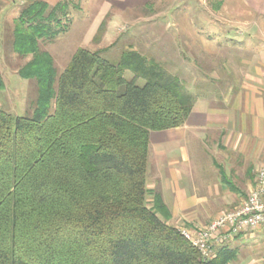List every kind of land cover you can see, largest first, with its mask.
Segmentation results:
<instances>
[{
	"label": "trees",
	"instance_id": "trees-1",
	"mask_svg": "<svg viewBox=\"0 0 264 264\" xmlns=\"http://www.w3.org/2000/svg\"><path fill=\"white\" fill-rule=\"evenodd\" d=\"M58 6L31 0L15 29L37 98L30 116L0 108V264H226L231 250L203 260L156 214L170 217L161 195L145 202L149 133L181 125L193 96L136 50L78 47L57 77L38 38Z\"/></svg>",
	"mask_w": 264,
	"mask_h": 264
},
{
	"label": "rangeland",
	"instance_id": "rangeland-1",
	"mask_svg": "<svg viewBox=\"0 0 264 264\" xmlns=\"http://www.w3.org/2000/svg\"><path fill=\"white\" fill-rule=\"evenodd\" d=\"M30 1L0 0V108L14 116H30L37 98L36 80L20 74V69L31 61L32 53L21 54L14 46L15 29L18 27L20 34L28 31L27 25L33 24L19 21L22 8ZM60 4L55 9V16L44 22L50 34L45 39L38 38V51L50 53L57 77L78 47L98 50L112 63L118 61L122 52L136 50L179 78L187 94L193 96L190 111L196 99L230 93L235 87L232 74L238 64L263 48L256 44V36H262V30H250L255 37L253 42L240 32L242 25L250 22L259 24L262 29L260 23L264 24V14L251 11V4L244 0H60ZM54 29L59 32L52 34ZM130 76V72H125L126 78ZM181 125L149 133L145 202L152 207L155 195L159 194L169 211V208L174 209V196L179 197L183 207L189 206L192 197L201 198V206H191L199 208L196 218L204 219L199 224L165 220L160 212L156 213L186 238L181 233L183 229L195 232L205 228L223 212L239 205L255 184H213L219 173L205 164V160L215 156L214 152L220 147L212 148L211 145L205 147L207 150L203 149L206 152L196 148L194 155H190L186 163L188 174H183L179 180H170V184H154V150L158 144L154 141L150 145V136L167 133ZM218 162H221L220 158ZM205 179L211 184H194ZM229 179L236 181L233 174ZM203 197H207L204 205ZM261 227L264 225L256 228ZM254 229L237 237L244 234L248 238ZM234 237L224 244H217L211 259L226 249L233 252L232 259L226 264H264V239L255 243L242 238L243 243L238 244Z\"/></svg>",
	"mask_w": 264,
	"mask_h": 264
},
{
	"label": "crops",
	"instance_id": "crops-1",
	"mask_svg": "<svg viewBox=\"0 0 264 264\" xmlns=\"http://www.w3.org/2000/svg\"><path fill=\"white\" fill-rule=\"evenodd\" d=\"M41 1L52 7L61 5L60 0ZM244 1L251 4L250 8L254 13L264 14V0ZM260 24L263 29L255 22L242 25L240 32L251 42L255 37L250 30H262V36H256V44L259 43L263 48L251 53V58L246 62L242 59L243 63L238 64L232 74L235 87L231 92H226L221 97L212 94L194 100L183 125L167 133L150 136V145L154 141L158 144L154 150V184H170V180H179L183 174H188L186 163L190 155H194L196 148L206 152L210 145L212 148L220 147L214 152L215 156L211 155L209 161L205 160V164L211 165L219 173L213 184H255V171L264 164V24ZM219 158L221 162H218ZM229 173L230 176L233 174L236 181H230V176L227 177ZM224 175L226 178L222 177ZM194 184L211 183L209 179H205ZM206 199L207 197H203L202 205L206 203ZM188 205L183 207L179 197L174 196V209L169 208V219L195 225L204 222V219L196 218L199 208H194L201 206V198L192 197ZM242 235L234 237L238 244L243 243L241 239L245 235ZM248 238L255 243L263 240L264 227L254 229Z\"/></svg>",
	"mask_w": 264,
	"mask_h": 264
},
{
	"label": "built area",
	"instance_id": "built-area-1",
	"mask_svg": "<svg viewBox=\"0 0 264 264\" xmlns=\"http://www.w3.org/2000/svg\"><path fill=\"white\" fill-rule=\"evenodd\" d=\"M264 225V165L256 173L255 186L236 207L223 212L203 229L181 231L200 252L203 260L212 258L216 245L249 229Z\"/></svg>",
	"mask_w": 264,
	"mask_h": 264
}]
</instances>
